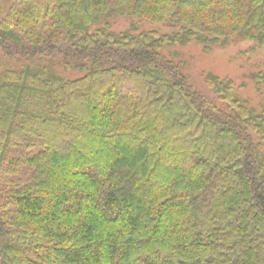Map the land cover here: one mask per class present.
<instances>
[{
	"label": "trees",
	"instance_id": "1",
	"mask_svg": "<svg viewBox=\"0 0 264 264\" xmlns=\"http://www.w3.org/2000/svg\"><path fill=\"white\" fill-rule=\"evenodd\" d=\"M237 42L264 50V0H15L0 264H264V65L255 104L229 77L203 94L168 52Z\"/></svg>",
	"mask_w": 264,
	"mask_h": 264
},
{
	"label": "rangeland",
	"instance_id": "2",
	"mask_svg": "<svg viewBox=\"0 0 264 264\" xmlns=\"http://www.w3.org/2000/svg\"><path fill=\"white\" fill-rule=\"evenodd\" d=\"M14 1L2 0L0 3V21ZM128 25L129 21L123 19L114 25V29L117 31L123 30ZM140 25L144 29L168 31L165 27L155 26L148 22H142ZM253 46V42H237L228 47H217L212 52L205 53L199 44L192 43L187 46H175L168 52L180 54L182 60L186 62L184 72L190 77L194 86L203 94H210L205 83L207 74H213L221 78L229 77L235 79L238 84H246L243 95L256 104L259 100L258 94L254 83L246 78V74L251 69L263 67L264 50L258 48L252 51Z\"/></svg>",
	"mask_w": 264,
	"mask_h": 264
}]
</instances>
